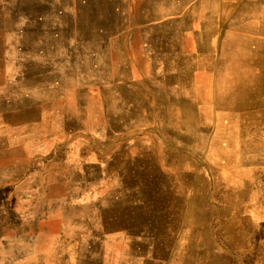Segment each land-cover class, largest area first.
<instances>
[{
    "label": "rangeland",
    "instance_id": "1",
    "mask_svg": "<svg viewBox=\"0 0 264 264\" xmlns=\"http://www.w3.org/2000/svg\"><path fill=\"white\" fill-rule=\"evenodd\" d=\"M78 2L0 0V264H31L30 249L41 245L63 250L52 252L53 264H174L182 247H191L186 264H264V129L242 141L237 129L213 130L212 148L190 152L151 145L158 130L137 131L141 137L112 130L106 94L116 64L128 61L129 32L193 14L195 1L181 13L175 1L98 0L83 13ZM260 3L250 0L246 16L262 25ZM22 61L68 65L27 75ZM44 76L39 92L33 83ZM151 150L159 183L145 159ZM178 174L189 189L174 185ZM166 194L185 201L176 215L160 203ZM195 202L196 223L186 217ZM86 212L104 223L93 230L87 222L71 240L63 225ZM141 227L150 232H134Z\"/></svg>",
    "mask_w": 264,
    "mask_h": 264
},
{
    "label": "crops",
    "instance_id": "2",
    "mask_svg": "<svg viewBox=\"0 0 264 264\" xmlns=\"http://www.w3.org/2000/svg\"><path fill=\"white\" fill-rule=\"evenodd\" d=\"M160 1L179 3L181 13L191 0ZM194 1L193 14L137 29L143 37L137 44L128 43L132 64L127 68L125 61L116 64L111 126L118 135L136 130L147 136L158 130L151 145H169L163 130L172 131L178 121L194 118L201 120L209 139L202 144L212 148L213 130L264 129V11L259 25L246 16L250 0ZM258 1L262 5L264 0ZM164 25L171 30H164ZM140 46L144 54L138 57ZM35 109L44 113L40 106ZM148 225L146 218L143 226Z\"/></svg>",
    "mask_w": 264,
    "mask_h": 264
},
{
    "label": "bare ground",
    "instance_id": "3",
    "mask_svg": "<svg viewBox=\"0 0 264 264\" xmlns=\"http://www.w3.org/2000/svg\"><path fill=\"white\" fill-rule=\"evenodd\" d=\"M79 3H80V6L82 4L83 10L80 9V11L83 13V12H86L88 10V7H90V6H88V4L96 6L95 3H98V0H79L78 4ZM119 8H120V12H123L125 10L124 8H122V6H120ZM111 9H112V13H114L115 11L118 12V8L115 6H112ZM147 10H148V13L150 14V9L148 8ZM116 14L113 17L112 23L115 22L116 24H118V21H117L118 18L116 16ZM149 14L146 16V20L148 19ZM163 29L166 31L171 30L168 25H164ZM142 37H143L142 31L137 32V30H135L131 35H129L128 43L131 41V45L137 44V42H139L140 38H142ZM143 54L144 53H141V46H140V52H139L138 57L142 56ZM185 61H191V59L186 57ZM49 64H50V67L55 66V64L60 66V67L68 65L67 61H22V65H26L25 68L29 70L27 75L30 73V71L32 72L31 74H33L34 70L36 73L44 72L43 70L47 69L45 67L49 66ZM130 64H132L131 61H125L124 67L127 68V66H129ZM18 69L21 70L20 67ZM149 70H150V66H149ZM44 80H47L46 76L35 80V82L33 83L35 85V87H38L40 89L39 92H42L43 89H47L45 86H43ZM50 81H52V80H50ZM146 84H148V81L146 82ZM96 90L99 91L98 95L102 98L103 97L102 87L100 89L96 88ZM107 91L109 94H106V96L108 98L112 99V85L110 86V90L107 89ZM115 97H116V93H115L114 98ZM79 100L84 102L85 104L88 103V101L86 102V100L83 96L81 98H79ZM45 108L50 109L51 106H46ZM245 123H247V117H246ZM202 124L203 123H201V120L195 122L194 118H193V121H190V119L187 118L183 121L177 122V129H174L172 131H167L164 129L163 130L164 136L166 138H168L169 145L184 148L188 152L194 151L196 146H198V145L204 146V144H202V143L206 142V140L208 138V136L206 134L202 135L200 133V131L202 130ZM248 134H250L249 130H239L238 136H239L240 141L246 140L248 138ZM171 157H172V153L167 152V153H165L163 160H168V158H171ZM248 158H250V157H248ZM145 159H146V161L150 160V168H151V171L153 173H155V175L153 177L155 179V181H157L158 183L161 182L160 180L162 178V174L159 170V166L157 167V165L161 164L160 160H158V154L154 150H151L150 157H149V154H147L145 156ZM176 177L179 180V182H177V183L175 182L174 185L177 186L178 190L183 191L182 188L189 189V186H192L189 182L183 183V180H182L183 177L181 175L178 174ZM186 178H188V177H185V179ZM163 198H165V199L160 201V203H162L163 206H165L166 204L174 205V207H171L174 215H176L175 213L177 212V210H179L177 208H179L181 204L185 203V201L182 197L174 198V197L170 196V194H166L164 197H162V199ZM130 199L135 200V197H132ZM142 202H144V201H142ZM190 206L191 207L188 206V210L189 209L190 210L187 212L186 217L189 218L190 220H192L194 223H196L200 220V215L197 211V203L195 202ZM111 209H114V208L112 207ZM68 218L69 219L67 220L66 225L65 224L63 225V230L69 231L70 234L65 233V235L69 236L71 240H74V237L72 234L78 233V231H81V228L83 226H86L87 222H89V223L92 222L90 228L93 230H96L101 224L104 223V221H103L104 219L101 218L98 214L95 215L93 212H86L84 220H82V217L78 218L79 221H78L77 225H73L69 216H68ZM148 226H146V228H148ZM146 228L141 227L139 230L134 231V232L143 233V235L145 236L148 232H150V230L146 229ZM158 237L161 239L160 234H158ZM63 238L70 240L69 238H66V237H63ZM130 240L131 239L129 237V241H127V243H129ZM146 241H148V240H146ZM88 242H95V240H88ZM190 249H191V247L180 248L176 254V257H175L176 261L174 264H186L188 261H191L190 260V254H191ZM62 251L63 250H60V249L56 248L55 246H52L50 248L47 246H44V245L34 247V248L30 249L31 254L33 255V257H35V260H33L34 262L31 264H53L52 262H50V256H51L52 252L60 255L62 253Z\"/></svg>",
    "mask_w": 264,
    "mask_h": 264
}]
</instances>
